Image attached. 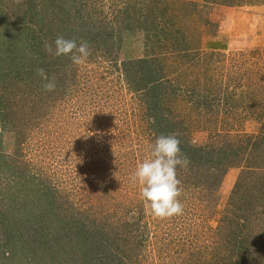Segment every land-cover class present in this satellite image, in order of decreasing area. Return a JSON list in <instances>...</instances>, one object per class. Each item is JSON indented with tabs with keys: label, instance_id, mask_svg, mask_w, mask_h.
I'll list each match as a JSON object with an SVG mask.
<instances>
[{
	"label": "rangeland",
	"instance_id": "rangeland-1",
	"mask_svg": "<svg viewBox=\"0 0 264 264\" xmlns=\"http://www.w3.org/2000/svg\"><path fill=\"white\" fill-rule=\"evenodd\" d=\"M8 1L0 0V14H12ZM48 1H53L48 5V27L54 26L57 32L55 36L50 30L44 34L42 52L30 51L27 42L30 33L38 35L35 28L39 25L25 20L27 34L24 28L18 30V24L12 26V33L6 26L14 15L0 17V48L24 32L26 55L37 54L36 67H29L36 78V69L43 68L37 62H51L54 70H60L52 74L57 84L54 92L29 86L26 95L17 99L10 95L28 124V134L17 139L20 134L11 125H2L4 121L0 125V214L11 213L5 219L12 229L19 226L18 217L23 229L31 223L32 218L23 217L13 205L17 196L11 190L18 185L22 192L38 194L46 205H39L37 216L55 209V203L49 204L57 198L63 215L58 218L75 231L63 235L68 244L54 256L46 254L48 248L41 239L30 237L36 238L37 225L27 224L34 227L30 236L2 246L5 255L0 253V264H108L112 258L117 264H224L237 259L239 206L247 199L251 189L245 191L253 177L264 180L260 171L264 169L263 145L257 152L250 149L264 141V22L255 13H264V0H231L233 4L230 0H167L158 8L152 0ZM150 6L156 13L166 8H161L160 24L166 34H173L159 40L154 31L145 33L140 16ZM255 19L259 25L253 23ZM58 35L89 42L91 55L84 64L77 66L67 56L53 58L45 53L44 43ZM176 35L182 42H176ZM185 40L198 53L193 61L178 57ZM152 53L164 60L165 69L174 70L169 73L174 81L181 79L200 93L219 91L221 97L215 94L213 111L199 109L185 131L189 144L211 150L227 139L248 144L239 155L238 166L221 164L222 176L211 173L195 181L196 168L179 169L183 180L177 176L182 190L178 199L183 214L165 219L149 214L140 195L141 185L131 181L137 165L151 157L157 136L145 110L146 100L134 87L135 79L124 63ZM26 55L21 53L17 63L28 64ZM199 99L206 100L204 96ZM173 108L178 106L173 103ZM242 178L245 184L240 191L236 186ZM256 192V202L251 203L254 216L240 227L246 233L261 234L259 245L264 244V197H257L259 188ZM97 199L106 204L100 206ZM31 206L20 208L31 211ZM47 218L41 229L59 225L55 228L65 233L63 226ZM130 230L132 238L128 237Z\"/></svg>",
	"mask_w": 264,
	"mask_h": 264
},
{
	"label": "trees",
	"instance_id": "trees-1",
	"mask_svg": "<svg viewBox=\"0 0 264 264\" xmlns=\"http://www.w3.org/2000/svg\"><path fill=\"white\" fill-rule=\"evenodd\" d=\"M47 1V2H46ZM10 0L8 2L12 3L10 6H12V14L8 15V13H1L0 17L7 18L8 16L14 15L15 18L11 20V22H7L6 28L8 31H14L15 24H18L19 28L18 30H22L24 28L25 35L27 34L28 30H26L25 20L27 22L39 25L37 29L38 35L36 36L35 32L30 33V36L32 38H28V46L30 47V51L36 50L38 52H42V47L40 46L41 39L43 38L44 34H47L50 31H54L53 36H55L57 30L52 29L53 27H48L51 23V18H49V4H51L53 1L48 0ZM229 1V0H226ZM231 1V0H230ZM162 2H167V0H152V3H156L157 6H160ZM226 3V2H225ZM233 4V1H231ZM18 7V9L16 8ZM153 6H150L149 12L145 15H141L142 17V24H144L145 33L149 34L150 31L155 32V36L157 39L162 40V35L167 34H173L170 31H165V27L160 24V20L163 18V10H166L165 7L163 10L159 8L158 13H156V9ZM154 12V13H153ZM15 19V20H14ZM43 20H46L45 24H43ZM130 21L128 19L127 23ZM126 22V20H125ZM131 22V21H130ZM23 24V25H22ZM169 30V29H168ZM23 32V34H24ZM164 32V33H163ZM22 34V35H23ZM59 34V32H58ZM175 34V33H174ZM22 35L12 38L11 43H7L6 46L3 48H0V125L4 124V126L11 125V128H13L15 131H18L20 135L17 139H20L22 137H27L28 134V124L26 122H23L20 112V108L14 105V103H11L10 95H13L15 99H17L20 95H26V91H29L28 88L31 86L34 87H40L43 84V80L39 77V79L36 78L35 74L32 70L29 69V67L34 68L36 67L33 64V61H38L37 54L33 55H26V47L23 45V38ZM52 41H54V37H52ZM176 42L179 40V43L182 42L181 39L176 35ZM51 41V42H52ZM93 39L91 40V42ZM161 42V41H160ZM154 43V42H152ZM178 43V42H177ZM182 44V43H181ZM190 42L188 40L184 41V44L180 51L178 50V54L181 59L189 58L190 61L191 58H195L197 56V52L195 49H192L193 47H190ZM172 45V43H171ZM166 45H164L165 47ZM159 48L163 49V46L159 44ZM26 55L28 58V64L22 65L17 63V59L20 56V54ZM165 55H162V59H164ZM164 60L161 61L160 57L155 55L154 53L146 55L143 58L140 59H130L126 61L124 64L126 66L127 72L131 73V77L135 79V88L139 91L140 96L144 98L146 101L144 102L145 110H147V115L151 120V123L154 128L155 134L158 137L159 135H169V134H177L178 138L181 141L180 148L182 153L188 158L190 163L188 164L187 168L194 169L196 168L197 173H195V181L199 180L200 178L203 179L204 177L201 175L208 174L212 175L214 174H222V168L220 167L223 163H231L229 166H238L239 161V155L243 151H245L246 148H248V144L241 145L238 142H232L230 140H226L225 143L220 145L214 144V150L210 148H206L205 146H197L194 144H189V141L186 139L185 131L187 133V128L189 127V124L192 123V120L196 119L198 110H205L207 111H213L214 106V97L216 98L217 95H219V91L217 89V92L214 94L211 92L200 93V90L198 88H195L194 86H189L186 82L182 81H174L172 76H169V73L173 72L174 70L171 69L167 70L165 69V64L163 63ZM36 64H39L40 66H43L46 72L52 76L53 73L56 71H60L58 68H55L52 66L51 62H48L46 64H42L37 62ZM29 65V66H28ZM55 71V72H54ZM33 73V74H32ZM183 74V73H182ZM209 75V74H208ZM181 76V73H180ZM183 76V75H182ZM210 76V75H209ZM181 78V77H180ZM182 89V90H181ZM42 90V88H41ZM180 90V93L179 91ZM43 91V90H42ZM41 91V92H42ZM173 94H176L175 96ZM203 94V95H202ZM20 96V97H21ZM199 96H204L205 101H199ZM219 97H221L219 95ZM176 98L177 101H170L168 102V99ZM182 101V103H180ZM225 101V100H222ZM25 103V102H24ZM23 103V105H24ZM173 103L178 106V108H173ZM19 106V105H18ZM15 107V109H14ZM16 110V112H15ZM18 112V114H17ZM199 115H202V113H199ZM263 139V138H262ZM18 141V140H17ZM259 143L256 144L255 147H251L252 152H257L261 144L264 148V141L259 140ZM215 165V167H214ZM184 170L181 168H177L178 170ZM249 173L251 175L252 170L248 169ZM247 170V171H248ZM264 173V169H261ZM212 171V172H211ZM219 171V172H218ZM182 172V171H181ZM177 173V176L183 180L181 174ZM246 177V176H244ZM202 181V180H200ZM243 184H245V178L243 180H238L236 188L241 191L243 188ZM252 186H249L246 188L247 192L250 190V192L246 195V201H243V203L239 206V215L241 219V223H239L238 230H235V234L237 239V251L236 254L238 255L237 259L232 260V262H225L224 264H264V244H259V236L261 237V234H251L244 232V228L240 227V224L245 225V222L250 220L254 216V208L251 206L252 202H256V199L253 197L256 196L257 192L256 190L260 189V194L257 195V197H264V180L258 181L254 179L251 183ZM250 188V189H249ZM2 190V189H1ZM13 193L17 196V199H14L13 205L16 207V211L21 212L24 214L23 217L31 219L32 222L37 225V231L34 232L36 235V238L34 235L29 234L30 229L34 227H31L27 224H25V228L23 229L21 218H15V220H18L19 226L12 229V227L9 228V221L7 223V220L5 218H11V213L8 212V214H0V249L2 246H5L6 244H9L11 241H15L17 239L22 240L26 236H30L31 238L34 237V240H40L42 241V244H45L48 248V252L46 254H51L56 256L59 253V250L62 249L63 245L65 246L68 244L67 239L63 238V235L73 233L75 230L73 228H69L68 225L61 219L58 218L60 215L63 216L60 212L62 205H60V201L56 198L51 201L49 206L52 207V204L55 203V209L51 211V209H47V212L50 213L48 217V213H44L42 215L37 216V211L41 207H44L46 205H43L44 203L40 198L38 197V194L31 195L29 190H25L22 192V190L19 189L18 185H14L12 190ZM20 192V193H19ZM76 192V191H74ZM250 197V198H249ZM98 204H102L104 206L106 203L101 201L100 199H97ZM95 202V200H94ZM32 204V206L30 205ZM97 204V205H98ZM20 206L26 207L31 206L32 210L29 211L28 209H21ZM101 206V205H100ZM6 207V206H5ZM61 207V208H60ZM47 208V207H45ZM60 208V209H59ZM4 211V210H3ZM41 213V212H39ZM236 213V212H235ZM237 214V213H236ZM10 215V217L8 216ZM45 215V216H44ZM238 215V216H239ZM48 217V218H47ZM50 219L54 223L60 224L62 229L65 233L62 234L61 231L57 230L59 225L54 226L53 228H49L48 231H44L41 229L42 224L44 221L43 219ZM50 221V222H51ZM56 221V222H55ZM33 224V225H34ZM231 224H233V221H231ZM24 225V224H23ZM133 224H131L132 227ZM51 226V224L49 225ZM56 227V228H55ZM59 229V228H58ZM96 231V230H94ZM132 230L128 232V237H133V233H131ZM246 234H244V233ZM44 233L47 234L44 235ZM260 233V232H259ZM78 236H85V232H78ZM123 243V239H120ZM119 240V243H120ZM251 240H253L255 243H253ZM67 241V242H66ZM4 242L3 244H1ZM60 242V243H59ZM127 243V239H126ZM0 253L2 255H5V251L3 249L0 250ZM84 254V251H82ZM81 253V254H82ZM4 257V256H3ZM251 259V260H247ZM5 258V257H4ZM244 258L246 261L244 262L242 260ZM255 258H260L258 261H254ZM115 259V258H114ZM113 258L108 262V264H117ZM113 260V261H112ZM78 261V260H77ZM82 261L81 263H84ZM80 264V263H79ZM120 264H126L123 261H120Z\"/></svg>",
	"mask_w": 264,
	"mask_h": 264
},
{
	"label": "clouds",
	"instance_id": "clouds-1",
	"mask_svg": "<svg viewBox=\"0 0 264 264\" xmlns=\"http://www.w3.org/2000/svg\"><path fill=\"white\" fill-rule=\"evenodd\" d=\"M47 55L56 58L67 56L74 65H82L91 55L89 42L75 38L66 39L58 35L51 43L43 45ZM36 75L43 81V90L54 92L56 78L49 77L43 68L36 69ZM181 141L176 134L159 135L152 146L151 157L137 165L131 176L133 183L141 185L140 195L145 201V208L156 218L165 219L183 214L181 181L177 177V168H187L190 161L182 153Z\"/></svg>",
	"mask_w": 264,
	"mask_h": 264
},
{
	"label": "crops",
	"instance_id": "crops-1",
	"mask_svg": "<svg viewBox=\"0 0 264 264\" xmlns=\"http://www.w3.org/2000/svg\"><path fill=\"white\" fill-rule=\"evenodd\" d=\"M257 10H258V9H257ZM255 13H257V14H259V15H262V16H263V18H262V17H260V18H261V19H260V23H261V22H264V13H260V12H258V11H256ZM262 19H263V21H262ZM253 23H256V24H258V25H259V23H258V20H257V19H255ZM215 46H219V44H218V43H216V44H215Z\"/></svg>",
	"mask_w": 264,
	"mask_h": 264
}]
</instances>
